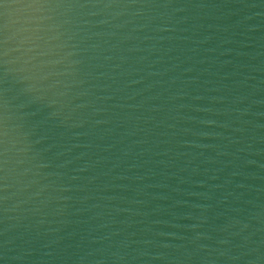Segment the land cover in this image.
I'll return each instance as SVG.
<instances>
[{
    "label": "water",
    "instance_id": "95a60500",
    "mask_svg": "<svg viewBox=\"0 0 264 264\" xmlns=\"http://www.w3.org/2000/svg\"><path fill=\"white\" fill-rule=\"evenodd\" d=\"M40 3L0 5V264H264V0Z\"/></svg>",
    "mask_w": 264,
    "mask_h": 264
},
{
    "label": "snow or ice",
    "instance_id": "6c2138e0",
    "mask_svg": "<svg viewBox=\"0 0 264 264\" xmlns=\"http://www.w3.org/2000/svg\"><path fill=\"white\" fill-rule=\"evenodd\" d=\"M6 2L7 0H0V5H3ZM17 2L28 8L42 6L40 3V0H31V2H29V0H17ZM6 31H7V28L5 26V32ZM6 45H7V40L0 38V69H3L5 67L4 60L7 56V51L5 50ZM4 83H5V74L3 73V71H0V110H2L4 107L2 103V97L4 95V92H3ZM0 124H2V117H0ZM0 135H3L2 131H0Z\"/></svg>",
    "mask_w": 264,
    "mask_h": 264
}]
</instances>
